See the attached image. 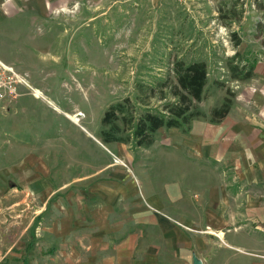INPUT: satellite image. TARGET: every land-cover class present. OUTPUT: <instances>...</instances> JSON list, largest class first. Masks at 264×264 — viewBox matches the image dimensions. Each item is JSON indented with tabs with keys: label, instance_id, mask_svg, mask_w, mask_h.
I'll return each mask as SVG.
<instances>
[{
	"label": "rangeland",
	"instance_id": "1",
	"mask_svg": "<svg viewBox=\"0 0 264 264\" xmlns=\"http://www.w3.org/2000/svg\"><path fill=\"white\" fill-rule=\"evenodd\" d=\"M21 1L0 7V58L27 82L0 103V264H102L120 239L154 238L146 197L162 203L165 185H182L178 164L198 173L176 143L264 61V0ZM179 59L207 65L196 103L204 116L161 127L146 146L118 120L117 134L130 138L106 142L103 112L124 102L127 117L159 113L160 84ZM187 212L204 264H264V223L217 230L203 226L201 208Z\"/></svg>",
	"mask_w": 264,
	"mask_h": 264
},
{
	"label": "crops",
	"instance_id": "2",
	"mask_svg": "<svg viewBox=\"0 0 264 264\" xmlns=\"http://www.w3.org/2000/svg\"><path fill=\"white\" fill-rule=\"evenodd\" d=\"M9 1L0 0V7ZM58 1L63 0H48ZM229 109L218 122H191L190 140L176 143L187 153L180 157L182 162L198 173L178 164L183 172L178 189L165 185L169 190L162 192V203L157 193L147 194L143 214L154 238L140 243L137 232L124 237L104 255L102 264H192L194 252L202 259L199 251L205 241L193 234L199 224L185 214L188 207L201 208L203 226L217 230L227 222L264 223V61L238 84Z\"/></svg>",
	"mask_w": 264,
	"mask_h": 264
},
{
	"label": "trees",
	"instance_id": "3",
	"mask_svg": "<svg viewBox=\"0 0 264 264\" xmlns=\"http://www.w3.org/2000/svg\"><path fill=\"white\" fill-rule=\"evenodd\" d=\"M258 8L264 14V4L260 3ZM259 29L264 26L258 22ZM261 44L264 46V39ZM173 78L167 76L160 85H162L161 99L165 100L158 112L144 110L141 114L133 117H127L124 113V102H117L110 105L103 113L101 122L103 125H109L110 130L103 131V139L106 142L125 141L127 137L118 135L119 131L116 121L129 123L131 136L138 146H146L153 143L155 132L161 127H182L189 125L191 119L204 116L203 112L196 107V103L203 98V89L206 84L207 65L203 60H190L188 62L182 59L173 62ZM252 73L249 68L240 79L248 78ZM167 94H166V92ZM227 96L218 108L211 109L210 120L218 122L228 112L234 94L227 92ZM128 101V100H127ZM134 114V113H133Z\"/></svg>",
	"mask_w": 264,
	"mask_h": 264
},
{
	"label": "built area",
	"instance_id": "4",
	"mask_svg": "<svg viewBox=\"0 0 264 264\" xmlns=\"http://www.w3.org/2000/svg\"><path fill=\"white\" fill-rule=\"evenodd\" d=\"M24 85H27L25 76L0 58V103L18 98Z\"/></svg>",
	"mask_w": 264,
	"mask_h": 264
},
{
	"label": "bare ground",
	"instance_id": "5",
	"mask_svg": "<svg viewBox=\"0 0 264 264\" xmlns=\"http://www.w3.org/2000/svg\"><path fill=\"white\" fill-rule=\"evenodd\" d=\"M34 96H36V97H39V96H41V94H40V92L38 91V90H35L34 89ZM52 107L54 108V109H56V110H58L59 108L54 104V105H52ZM73 118L74 119V121H77L78 120V116L77 115H70L69 116V118ZM118 160V159H117ZM122 163V162H121ZM210 232H212V233H215L220 239H222L223 238V233L220 231V232H216V231H214V230H209ZM240 249V248H239Z\"/></svg>",
	"mask_w": 264,
	"mask_h": 264
},
{
	"label": "water",
	"instance_id": "6",
	"mask_svg": "<svg viewBox=\"0 0 264 264\" xmlns=\"http://www.w3.org/2000/svg\"><path fill=\"white\" fill-rule=\"evenodd\" d=\"M192 264H204L203 260L200 259L195 252L191 255Z\"/></svg>",
	"mask_w": 264,
	"mask_h": 264
}]
</instances>
